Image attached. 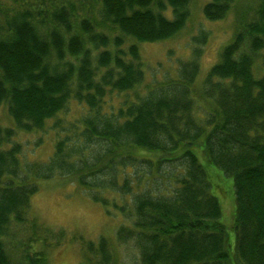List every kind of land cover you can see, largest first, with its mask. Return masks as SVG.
<instances>
[{"label": "trees", "instance_id": "obj_1", "mask_svg": "<svg viewBox=\"0 0 264 264\" xmlns=\"http://www.w3.org/2000/svg\"><path fill=\"white\" fill-rule=\"evenodd\" d=\"M236 2L204 6L211 22L237 21L201 85L192 61L140 94V45L179 34L193 0H0V106L14 122L0 124V264H51L46 247L65 232L47 242L31 208L41 181L54 178L124 217L116 238L133 243L138 264H264V0L242 12ZM73 101L88 111L67 128L57 118ZM49 121L50 159L25 161L19 133ZM202 149L234 180V254ZM72 240L79 264H126L106 237Z\"/></svg>", "mask_w": 264, "mask_h": 264}, {"label": "rangeland", "instance_id": "obj_2", "mask_svg": "<svg viewBox=\"0 0 264 264\" xmlns=\"http://www.w3.org/2000/svg\"><path fill=\"white\" fill-rule=\"evenodd\" d=\"M208 1L193 0L191 15L185 27L175 37L157 43L140 45L145 70L144 84L137 89L140 94L145 93L146 85L175 76L182 64L192 61L198 64L199 74L196 84L201 85L210 69L220 61L224 47L235 34L237 19L235 13H231L220 22L207 20L203 10ZM256 1L237 0L234 11L238 9L242 12L247 5L255 7ZM257 63L256 74H259L258 72L262 69L259 66L260 62ZM121 101H123L122 96L115 98L113 103L119 104ZM87 111L88 108L84 104L80 105L73 101L67 110L59 114L57 120L61 121L62 126L68 128L73 122L86 115ZM196 112L199 113L197 107ZM54 121L47 122L42 131L19 133L18 139L23 145L25 161L42 163L50 159L56 140V132L51 128ZM0 124L14 126L5 105L0 106ZM38 141H42L41 145L37 144ZM196 153L211 183L212 194L220 202L222 208L220 221L227 229L230 250L234 254L236 243L234 180L210 163L203 149L202 151L196 150ZM111 211L113 213L110 214L100 203L94 202L87 191L81 189L76 183L71 184L64 178H54L41 181L40 191L32 198L31 216L43 237L47 238V242L53 244L60 231L65 232L59 246L46 247L47 257L51 264H79L83 259V248L72 238L81 236L87 241L96 243L101 237H106L111 240L118 259L126 264H138L139 253L133 243L122 244L116 238L119 228L128 223L121 214L113 209ZM20 230L21 236L25 238L32 234L29 226H24ZM12 254L16 255L14 252Z\"/></svg>", "mask_w": 264, "mask_h": 264}, {"label": "bare ground", "instance_id": "obj_3", "mask_svg": "<svg viewBox=\"0 0 264 264\" xmlns=\"http://www.w3.org/2000/svg\"><path fill=\"white\" fill-rule=\"evenodd\" d=\"M212 14H213V13H212ZM61 17H62V16H61ZM61 17H60V18H61ZM138 22H139V21H138ZM206 22H207V21H206ZM219 22H220V21H219ZM86 28H87V27H86ZM232 28H233V27H232ZM229 39H230V38H229ZM231 39H232V38H231ZM147 40H148V39H147ZM106 42H107V41H106ZM45 43H46V42H45ZM193 47H194V46H193ZM152 49H153V48H152ZM73 52H74V51H73ZM198 61H199V60H198ZM198 61H197V62H198ZM84 65H85V64H84ZM43 71H44V70H43ZM90 75H91V74H90ZM239 76H240V75H239ZM243 81H244V80H243ZM246 85H247V84H246ZM250 86H253V85H250ZM253 88H254V87H253ZM232 89H233V88H232ZM235 92H236V91H235ZM76 152H77V151H76ZM151 152H152V151H151ZM81 154H82V152H81ZM193 169H194V168H193ZM159 173H160V172H159ZM105 185H106V184H105ZM177 261H178V260H177Z\"/></svg>", "mask_w": 264, "mask_h": 264}]
</instances>
